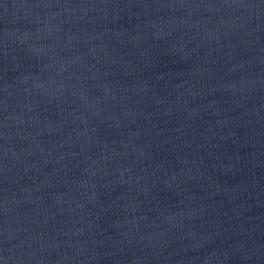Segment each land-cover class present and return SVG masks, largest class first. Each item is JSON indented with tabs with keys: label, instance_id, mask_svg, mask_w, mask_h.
<instances>
[{
	"label": "water",
	"instance_id": "1",
	"mask_svg": "<svg viewBox=\"0 0 264 264\" xmlns=\"http://www.w3.org/2000/svg\"><path fill=\"white\" fill-rule=\"evenodd\" d=\"M0 264H264V0H0Z\"/></svg>",
	"mask_w": 264,
	"mask_h": 264
}]
</instances>
